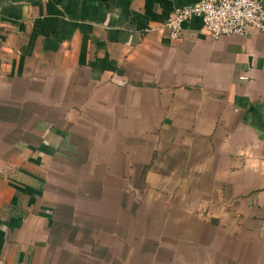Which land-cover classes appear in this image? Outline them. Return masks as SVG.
<instances>
[{"label": "crops", "instance_id": "crops-1", "mask_svg": "<svg viewBox=\"0 0 264 264\" xmlns=\"http://www.w3.org/2000/svg\"><path fill=\"white\" fill-rule=\"evenodd\" d=\"M198 1L0 0V264L94 250L101 225L98 245L129 243L103 220L138 225L139 188L159 186L186 189L199 207L182 212L216 229L205 264H256L264 33L212 40L195 18L168 39L161 25Z\"/></svg>", "mask_w": 264, "mask_h": 264}, {"label": "rangeland", "instance_id": "rangeland-1", "mask_svg": "<svg viewBox=\"0 0 264 264\" xmlns=\"http://www.w3.org/2000/svg\"><path fill=\"white\" fill-rule=\"evenodd\" d=\"M1 104H3V102ZM24 148L25 146H23L22 143L19 146L22 158L26 157L23 152ZM5 157L7 156L5 155ZM67 159L69 160V158ZM62 162L67 164L70 163V161L68 162L65 159ZM73 162H75V160ZM161 174L163 173L160 172L158 174L157 180L160 179ZM59 176L60 175H58V177ZM128 182V186H131L129 190H135L136 187L132 186L130 179ZM144 189L145 188H139V210L145 213V217L139 220L138 225L135 224V220L123 219L122 217L118 218V220H103L108 223H116V225L120 224V229L118 228L117 231L125 232L126 230L129 234V243L126 242L125 236L127 234L124 233L121 236H114L113 239L111 237V241L107 239V244L102 246L98 245L97 239H100L101 236L103 238L104 235L108 234L103 225H101L98 233H104V235H96V247L94 250L93 247H89V245H83L86 248L82 250L85 251L80 250L75 253L77 250L72 252H66L64 250L65 252L63 253V250L60 248L57 257L53 260V264H205V252L201 249V245L203 244L206 246L205 248L208 247L206 242H208L207 240L211 238L212 233L216 229L211 230L210 227H206V225L202 223L209 221V218L202 217L201 220L199 218H197L198 220L196 218L192 219V217L186 216L185 213L182 212V209L184 210L187 204L188 207H192L193 209L199 207L198 203L189 204L187 201L188 198H195L189 196L186 189L182 190V188L175 189L174 187L159 186L154 188L155 191H144ZM174 189L176 191H174ZM159 191L164 193L158 194ZM170 200L171 203L177 206L176 208L174 206L173 209H169V205L164 203L166 201L170 203ZM159 201H162L160 205L157 203ZM48 205L51 206L53 204L50 203ZM158 205L162 209L159 208ZM63 213H65L64 210L57 211V218H63ZM61 220L62 219H60V221ZM151 221L153 224L150 225ZM65 222L68 223L67 220H65ZM123 223L126 228L123 227ZM225 227L224 224L220 226L221 229H227ZM214 235L215 233H213L212 237H214ZM134 236L137 240H133ZM72 239L73 234L71 240ZM104 239L105 238H103V240ZM110 242L111 245L108 246V250L106 246L109 245ZM198 244L200 248L197 246ZM241 245L240 243L238 244V246ZM68 247L77 249L78 246H72V248L71 245H68ZM81 247L82 246H80V248ZM118 249L129 251H119ZM255 252V263L264 264L263 250L258 252L256 250ZM248 253L250 254V251L245 248H240V254ZM173 255H175V259Z\"/></svg>", "mask_w": 264, "mask_h": 264}, {"label": "built area", "instance_id": "built-area-1", "mask_svg": "<svg viewBox=\"0 0 264 264\" xmlns=\"http://www.w3.org/2000/svg\"><path fill=\"white\" fill-rule=\"evenodd\" d=\"M198 18L207 38L219 40L246 36L253 31L264 33V1L262 0H200L177 8L161 25L170 40L182 37L184 26Z\"/></svg>", "mask_w": 264, "mask_h": 264}]
</instances>
